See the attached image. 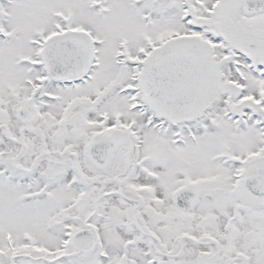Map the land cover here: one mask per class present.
<instances>
[{
  "label": "snow or ice",
  "instance_id": "snow-or-ice-1",
  "mask_svg": "<svg viewBox=\"0 0 264 264\" xmlns=\"http://www.w3.org/2000/svg\"><path fill=\"white\" fill-rule=\"evenodd\" d=\"M0 264H264V0H0Z\"/></svg>",
  "mask_w": 264,
  "mask_h": 264
}]
</instances>
